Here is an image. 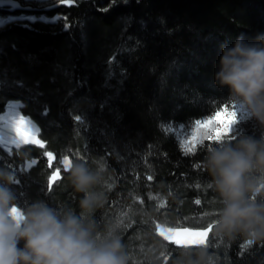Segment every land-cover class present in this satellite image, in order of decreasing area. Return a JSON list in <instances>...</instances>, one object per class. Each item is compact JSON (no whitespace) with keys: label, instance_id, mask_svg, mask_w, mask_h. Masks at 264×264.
<instances>
[{"label":"trees","instance_id":"trees-1","mask_svg":"<svg viewBox=\"0 0 264 264\" xmlns=\"http://www.w3.org/2000/svg\"><path fill=\"white\" fill-rule=\"evenodd\" d=\"M20 13L0 6V15ZM40 13L59 17L0 25V113L19 100L43 141L0 145L20 208L43 200L79 212L83 194L68 171L49 186L68 156L100 171L94 217L101 229L117 226L129 264H196L201 246L214 264H264V241L216 234L222 204L205 167L216 143L188 147L176 132L235 106L214 82L221 45L264 33V0H76L26 14ZM239 115L246 119L224 140L264 135ZM162 226L207 229L205 244H177Z\"/></svg>","mask_w":264,"mask_h":264},{"label":"clouds","instance_id":"clouds-1","mask_svg":"<svg viewBox=\"0 0 264 264\" xmlns=\"http://www.w3.org/2000/svg\"><path fill=\"white\" fill-rule=\"evenodd\" d=\"M221 53L215 84L227 90L249 121L264 127V33L251 41L241 34L232 45L222 44ZM205 167L222 204L216 234L264 241V135L216 143L208 149ZM68 178L83 194L79 212L43 200L20 208L12 189L16 177L0 169V264H129L117 226L106 223L101 229L94 217L104 202L96 190L100 171L76 161ZM196 264H214L204 246Z\"/></svg>","mask_w":264,"mask_h":264},{"label":"rangeland","instance_id":"rangeland-1","mask_svg":"<svg viewBox=\"0 0 264 264\" xmlns=\"http://www.w3.org/2000/svg\"><path fill=\"white\" fill-rule=\"evenodd\" d=\"M30 1L33 3V6L43 7L49 5L57 0H24ZM45 12V11H44ZM59 17L57 13H53V15L48 16L46 13H40L39 15H27L22 12L18 15H0V25L4 23L14 20V19H22L27 18L29 20L41 19L46 21H53ZM21 102L19 100H9L6 103L4 111L0 113V145L6 149L7 151H11L12 148L19 147L22 144L30 143L35 145H43V141H41L38 137V126L37 124L28 116H25L20 111ZM233 110L237 113V120L239 123L232 127L231 133H234L237 130V126L240 127L246 118L242 119V111L236 106H233L227 113H231ZM241 111V112H240ZM217 113H221V118L226 119L225 111L216 112L213 116H208L200 121H207L212 117H215ZM241 119H238V117ZM198 122V121H197ZM197 122L188 126H179L176 128V132L179 136V139L183 142L185 146L191 147L194 146L197 142L191 135L193 131L196 132L197 137L200 136L202 129L197 128ZM215 127H221L219 121H217ZM13 211H16L14 208ZM169 240L176 241L177 238H168ZM180 242V241H179Z\"/></svg>","mask_w":264,"mask_h":264},{"label":"water","instance_id":"water-1","mask_svg":"<svg viewBox=\"0 0 264 264\" xmlns=\"http://www.w3.org/2000/svg\"><path fill=\"white\" fill-rule=\"evenodd\" d=\"M76 3V0H57L49 5L43 6V7H36L30 4H23L22 0H0V6L6 7L8 11L14 12V11H21L24 13H29L33 11H38V12H43V11H49L52 9H56L61 6H70L74 5ZM23 145V144H22ZM53 159L49 160V165ZM38 162L37 157H33L30 160H26L24 163V169L27 171L29 170L32 166H34ZM71 160L68 156L62 157L61 158V166L57 167L53 170L49 177V186H52L53 183L60 179L61 177V172L65 171L67 172L70 167H71ZM53 176L56 177V179H51ZM189 229L191 232H200L204 231L206 232V235L203 237H187L185 235H178L177 233H182L183 229ZM159 233L161 236L164 238H177L180 240V244L185 246H193V245H203L205 244L206 236H207V229H201V228H191V227H159L158 229Z\"/></svg>","mask_w":264,"mask_h":264},{"label":"snow or ice","instance_id":"snow-or-ice-1","mask_svg":"<svg viewBox=\"0 0 264 264\" xmlns=\"http://www.w3.org/2000/svg\"><path fill=\"white\" fill-rule=\"evenodd\" d=\"M226 119L221 118V113H217L215 117L210 118L207 121H198L197 122V128L202 129L200 136L197 137L196 132L193 131L191 133L192 137L196 139L198 142H203L204 140H209L214 143L222 142L224 141V137L231 134L232 127L234 125H237L239 121L237 120V113L235 110H233L231 113H227V110H225ZM217 121H219L221 127H215ZM189 147H191V144H189ZM187 154V151H186ZM51 179H56L55 176H53ZM199 203V201H197ZM178 235H185L189 238L191 237H203L206 235V232L200 231V232H191L189 229L185 228L183 229L182 233H177ZM180 240L177 239L175 243L178 244ZM188 246V245H185Z\"/></svg>","mask_w":264,"mask_h":264}]
</instances>
